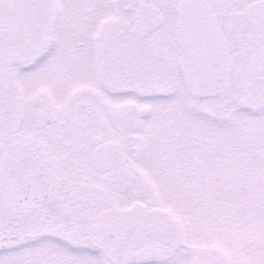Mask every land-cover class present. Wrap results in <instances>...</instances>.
Segmentation results:
<instances>
[{
  "label": "snow or ice",
  "instance_id": "obj_1",
  "mask_svg": "<svg viewBox=\"0 0 264 264\" xmlns=\"http://www.w3.org/2000/svg\"><path fill=\"white\" fill-rule=\"evenodd\" d=\"M0 264H264V0H0Z\"/></svg>",
  "mask_w": 264,
  "mask_h": 264
}]
</instances>
